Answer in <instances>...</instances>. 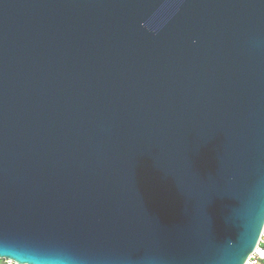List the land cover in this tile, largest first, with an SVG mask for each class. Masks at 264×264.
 Returning a JSON list of instances; mask_svg holds the SVG:
<instances>
[{"label":"water","instance_id":"95a60500","mask_svg":"<svg viewBox=\"0 0 264 264\" xmlns=\"http://www.w3.org/2000/svg\"><path fill=\"white\" fill-rule=\"evenodd\" d=\"M263 226L264 0H0V258L244 264Z\"/></svg>","mask_w":264,"mask_h":264},{"label":"built area","instance_id":"2783aa9c","mask_svg":"<svg viewBox=\"0 0 264 264\" xmlns=\"http://www.w3.org/2000/svg\"><path fill=\"white\" fill-rule=\"evenodd\" d=\"M261 252H264V226L254 251L248 256L244 264H264L260 255ZM0 260H3L5 264H27L19 263L11 258H0Z\"/></svg>","mask_w":264,"mask_h":264},{"label":"snow or ice","instance_id":"6c2138e0","mask_svg":"<svg viewBox=\"0 0 264 264\" xmlns=\"http://www.w3.org/2000/svg\"><path fill=\"white\" fill-rule=\"evenodd\" d=\"M4 255H12V254H11V251L4 250ZM260 255H261L262 260H264V252H261Z\"/></svg>","mask_w":264,"mask_h":264},{"label":"clouds","instance_id":"9594fccd","mask_svg":"<svg viewBox=\"0 0 264 264\" xmlns=\"http://www.w3.org/2000/svg\"><path fill=\"white\" fill-rule=\"evenodd\" d=\"M0 264H5V262L3 260H0ZM48 264H60V262L56 260H52V261H49Z\"/></svg>","mask_w":264,"mask_h":264}]
</instances>
